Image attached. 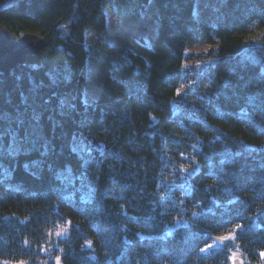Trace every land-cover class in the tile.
<instances>
[{"label":"trees","instance_id":"16d2710c","mask_svg":"<svg viewBox=\"0 0 264 264\" xmlns=\"http://www.w3.org/2000/svg\"><path fill=\"white\" fill-rule=\"evenodd\" d=\"M149 2L152 43L131 38L84 102L85 32H103L109 8L138 15ZM227 5L204 27L194 0H0L1 26L47 39L0 80V259L264 264V0ZM246 25L258 56L246 55ZM199 40L214 43L212 87L203 117L179 122L183 53ZM176 126L192 140L188 191L165 207L161 149Z\"/></svg>","mask_w":264,"mask_h":264},{"label":"rangeland","instance_id":"374dc122","mask_svg":"<svg viewBox=\"0 0 264 264\" xmlns=\"http://www.w3.org/2000/svg\"><path fill=\"white\" fill-rule=\"evenodd\" d=\"M131 8L132 5L121 11L115 7L107 9L105 30L101 33H94L91 30L85 32L87 58L83 69V100L86 103L96 98L107 63L118 60L122 49L130 46L131 38L148 45L152 43L159 25L157 9L152 2H149L145 10L135 15ZM229 8L227 0H194L193 17L200 26H215L223 19ZM245 27L254 30L246 38L248 40L246 55L247 57L258 56L263 49L258 41L259 29H254L251 25ZM62 28L66 30L65 25H62ZM12 34L16 36L15 33ZM210 42L199 40L184 49L173 104V115L176 121L195 123L203 117L214 77V57L211 56L214 43ZM71 97V94L65 95L64 102L69 101ZM191 141L189 134L181 132L178 126L163 137L161 149L163 166L160 171L163 180L159 184V195L161 204L165 207L177 205V200L188 191L186 170L190 169L188 144H191ZM61 233L62 230L54 232L55 235ZM231 236V234H225L213 238L210 246H216ZM234 257V254L229 256V264H232ZM49 258L52 256L49 255ZM53 260L55 264H60L56 258ZM0 264H27V262L0 259ZM43 264H46L45 261Z\"/></svg>","mask_w":264,"mask_h":264},{"label":"water","instance_id":"95a60500","mask_svg":"<svg viewBox=\"0 0 264 264\" xmlns=\"http://www.w3.org/2000/svg\"><path fill=\"white\" fill-rule=\"evenodd\" d=\"M46 44V37L39 33L22 31L14 37L9 29L0 25V80L11 75L12 70L23 64L28 55L36 54Z\"/></svg>","mask_w":264,"mask_h":264},{"label":"bare ground","instance_id":"6f19581e","mask_svg":"<svg viewBox=\"0 0 264 264\" xmlns=\"http://www.w3.org/2000/svg\"><path fill=\"white\" fill-rule=\"evenodd\" d=\"M210 95V94H209Z\"/></svg>","mask_w":264,"mask_h":264}]
</instances>
